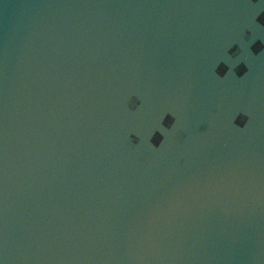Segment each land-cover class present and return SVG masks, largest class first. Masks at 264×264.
Returning <instances> with one entry per match:
<instances>
[{"label": "water", "instance_id": "95a60500", "mask_svg": "<svg viewBox=\"0 0 264 264\" xmlns=\"http://www.w3.org/2000/svg\"><path fill=\"white\" fill-rule=\"evenodd\" d=\"M0 264H264V0H0Z\"/></svg>", "mask_w": 264, "mask_h": 264}]
</instances>
